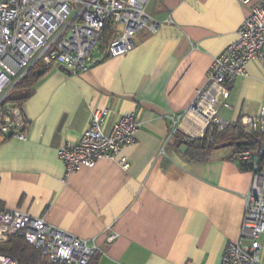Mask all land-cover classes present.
Returning <instances> with one entry per match:
<instances>
[{
    "label": "crops",
    "instance_id": "1",
    "mask_svg": "<svg viewBox=\"0 0 264 264\" xmlns=\"http://www.w3.org/2000/svg\"><path fill=\"white\" fill-rule=\"evenodd\" d=\"M248 12L239 0H149L147 13L172 23L139 33L133 50L99 52L102 61L80 74L49 67L22 105L28 138H0V208L94 239L99 250L90 264H219L226 245L239 239L251 173L227 149L185 159L173 138L203 135L191 106ZM245 69L246 77L227 86L230 108L219 111L230 126L264 106V67L253 60ZM105 108V132L120 115L136 114L134 142L114 159L65 176L58 149L77 142L93 111ZM170 114L184 116L174 135ZM260 241L264 264V236Z\"/></svg>",
    "mask_w": 264,
    "mask_h": 264
},
{
    "label": "built area",
    "instance_id": "2",
    "mask_svg": "<svg viewBox=\"0 0 264 264\" xmlns=\"http://www.w3.org/2000/svg\"><path fill=\"white\" fill-rule=\"evenodd\" d=\"M149 0H0V138L26 140V119L22 106L14 103L16 86L36 63L60 67L70 74L88 71L95 55H124L135 46L142 31L155 32L171 24L147 13ZM249 6L248 15L237 31V39L218 56L207 72L203 88L197 91L190 111L204 122V131H225L230 123L219 114L230 108L225 102L227 86L246 77L245 66L257 60L264 67V0H239ZM112 27V37L101 51L104 30ZM108 109H97L74 144L63 145L58 156L68 176L83 167H93L102 159L116 158L124 146L135 140L139 122L135 113L120 115L108 132L104 131ZM184 116L170 114L172 134ZM240 126L245 133H258L264 139V106L252 115H243ZM204 133V132H203ZM209 140H212L210 138ZM264 155V140L257 152ZM257 155L240 152L238 162H251V183L244 194L239 239L229 242L219 264H263L261 237L264 236V167ZM127 170L124 156L118 160ZM18 235L39 250L45 264H90L99 248L94 239H81L17 210L0 208V242ZM116 235L107 237L112 242ZM247 244H243V242ZM0 264H17L10 256H0Z\"/></svg>",
    "mask_w": 264,
    "mask_h": 264
},
{
    "label": "trees",
    "instance_id": "3",
    "mask_svg": "<svg viewBox=\"0 0 264 264\" xmlns=\"http://www.w3.org/2000/svg\"><path fill=\"white\" fill-rule=\"evenodd\" d=\"M111 37L112 27L109 24L104 30L101 51L106 48ZM48 68V66L40 63L34 64L16 86V94L11 101L22 106L29 98L33 85L44 75ZM210 138L212 140H209ZM173 139L174 147L178 150L182 149V156L190 161H202L220 149L228 150V159H235L238 153L244 151H250L257 155L264 140L262 135L258 133H245L240 124L238 127L230 126L219 133L216 130L211 132L206 129L200 138H189L177 134ZM257 158L259 166L264 167V155H257ZM238 164L243 171H251L253 168L251 162H238ZM0 256H10L17 264H45L41 259L39 250L18 235L10 236L5 242H0Z\"/></svg>",
    "mask_w": 264,
    "mask_h": 264
},
{
    "label": "bare ground",
    "instance_id": "4",
    "mask_svg": "<svg viewBox=\"0 0 264 264\" xmlns=\"http://www.w3.org/2000/svg\"><path fill=\"white\" fill-rule=\"evenodd\" d=\"M190 113L193 114L192 112H190ZM191 114H190L191 117L195 118L201 125L203 124V121L201 119L196 118L193 116L194 114L193 115H191ZM198 134H199V132H198Z\"/></svg>",
    "mask_w": 264,
    "mask_h": 264
},
{
    "label": "water",
    "instance_id": "5",
    "mask_svg": "<svg viewBox=\"0 0 264 264\" xmlns=\"http://www.w3.org/2000/svg\"><path fill=\"white\" fill-rule=\"evenodd\" d=\"M101 61H102V60H97V61L94 62V64H96V63H100ZM94 64H93V65H94Z\"/></svg>",
    "mask_w": 264,
    "mask_h": 264
}]
</instances>
